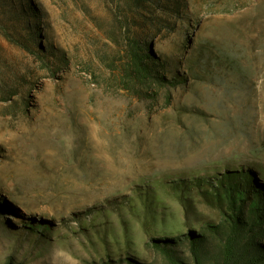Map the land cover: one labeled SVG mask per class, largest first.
Here are the masks:
<instances>
[{
  "label": "rangeland",
  "instance_id": "374dc122",
  "mask_svg": "<svg viewBox=\"0 0 264 264\" xmlns=\"http://www.w3.org/2000/svg\"><path fill=\"white\" fill-rule=\"evenodd\" d=\"M241 171L264 184V0H0V264H194Z\"/></svg>",
  "mask_w": 264,
  "mask_h": 264
},
{
  "label": "trees",
  "instance_id": "16d2710c",
  "mask_svg": "<svg viewBox=\"0 0 264 264\" xmlns=\"http://www.w3.org/2000/svg\"><path fill=\"white\" fill-rule=\"evenodd\" d=\"M136 43L128 45V57L134 79L145 85L149 80L162 81L174 86L172 81L157 77L145 62L148 55ZM206 191L207 204L214 208L217 222L201 226L199 234L189 232L190 252L194 264H204L200 246L207 233L218 244L215 259L210 264H264V246L257 241L264 230V184H260L251 172H232L220 177ZM250 234V235H248ZM243 238L247 243L243 244ZM181 238L152 239V247L159 250L166 264H184L173 247Z\"/></svg>",
  "mask_w": 264,
  "mask_h": 264
}]
</instances>
